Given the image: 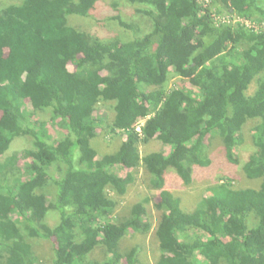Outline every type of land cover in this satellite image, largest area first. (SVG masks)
<instances>
[{
  "label": "trees",
  "instance_id": "trees-1",
  "mask_svg": "<svg viewBox=\"0 0 264 264\" xmlns=\"http://www.w3.org/2000/svg\"><path fill=\"white\" fill-rule=\"evenodd\" d=\"M99 1L20 0L0 8V264H33L34 237L52 241L50 264H146L135 247L120 245L149 233L152 199L115 213L141 168L160 212L159 257L147 264H264V31L217 24L211 11L264 24V0H125L145 25L127 22L117 0L111 15L92 16ZM71 14L131 36H95L70 25ZM172 75L193 88H167ZM101 102L114 111L105 131L124 139L99 156L94 139L105 121L94 112ZM43 111L59 120V138L50 140L44 121L33 118ZM149 114L138 133L135 124ZM248 119L255 120L256 150L242 170L259 187H235L223 176L185 210L168 171L190 186L194 166L211 165L213 137L227 161L238 163ZM19 137L30 146L6 155ZM153 138L162 150L141 155L139 143ZM50 210L59 212L54 226L45 221ZM99 247L98 260L92 252Z\"/></svg>",
  "mask_w": 264,
  "mask_h": 264
},
{
  "label": "rangeland",
  "instance_id": "rangeland-1",
  "mask_svg": "<svg viewBox=\"0 0 264 264\" xmlns=\"http://www.w3.org/2000/svg\"><path fill=\"white\" fill-rule=\"evenodd\" d=\"M20 0H0V8L9 6L13 3H18ZM114 0H101L96 4L92 16L100 17L103 14H112L111 3ZM118 4L120 3V9L122 14L127 22H136L139 25H145V18L142 16H137L135 12V5L129 4L125 0H117ZM142 16V17H141ZM69 24L77 26L78 28H84L85 31L95 34L99 37H109L110 34L113 36H118L120 39H127L131 36V31L124 30L121 27L116 25L108 26L99 24L96 25V22H93V17L88 19H83L77 17L74 14L69 16ZM84 20V21H83ZM81 24V25H80ZM83 24H85L83 26ZM243 45H240L242 48ZM69 70H74V65L72 63L68 64ZM167 88L172 87H186L193 88L192 84L187 79L180 78L178 76H170L168 82L166 83ZM256 87L255 81L250 84L247 92L252 93L253 89ZM26 108L31 109L29 101L26 100ZM113 109L109 106L108 103L101 102L97 106V109L94 113L100 114L104 117L105 124H101L97 128V136L94 139L95 146L97 147L98 155H103L106 153H112L117 150L124 136L120 134H109L105 131L107 124L113 118ZM1 114V112H0ZM150 115V114H149ZM48 111L39 112L33 115L35 119H41L45 123L46 130L48 131L50 140H55L61 136L64 130H61L59 127V120L52 119ZM146 120V118H145ZM145 121H143L144 124ZM255 123V120H247L242 127V143L236 148L235 155L238 157V163L231 164L227 161L224 153H221V142L217 137H213L208 141V153L209 157L212 159L211 165L209 167L194 166L193 178L194 181L190 186L183 185L182 181L178 178H172L175 175L172 170L168 172L169 188L177 195L182 198V207L185 210H192L194 205L199 199L205 194V189L212 186L215 183L221 181L220 178L223 176H231L233 179V185L235 187H259L260 179L251 180L247 178L242 170V164L247 160L248 156L255 152L256 146H254L251 138V130ZM135 129V128H134ZM136 130V129H135ZM207 140V139H206ZM94 142L92 145L94 146ZM30 146L29 139L27 137L15 138L11 143L8 153L9 155L12 151L21 152L24 148ZM162 144L156 139L153 138L149 143H139V150L141 155L149 151L162 150ZM165 152L168 151V147L165 148ZM3 159V156L0 160ZM26 160L20 156L18 165L21 169L24 167ZM117 173L125 175L127 169L120 167V165L115 167ZM173 174V175H172ZM170 176V177H169ZM176 176V175H175ZM167 178V179H168ZM53 189V188H51ZM50 189V190H51ZM111 195L115 193L109 191ZM157 190H152L149 188V175L144 169H140L135 173L134 183L128 187L127 192L119 198V203L115 209V213L126 214L129 211L130 203L134 200L141 199L144 196H150L152 201L149 204H146L148 208L149 220L152 222V227L149 233L146 235L140 234H130L122 240L121 248L122 250H128L132 247L137 249V256L139 260L143 263H153L159 257L158 241L155 239V228L160 217V212L154 209L153 203L154 199L152 196L156 195ZM51 196H49V200ZM16 216H13L15 218ZM45 221L50 226H54L59 222V212L55 210H50L45 218ZM30 243L32 244L33 254L35 255L36 260L33 264H50L53 257V243L52 241L44 238L34 237L31 238ZM92 255L95 259L103 258L101 248H96L93 250Z\"/></svg>",
  "mask_w": 264,
  "mask_h": 264
},
{
  "label": "built area",
  "instance_id": "built-area-1",
  "mask_svg": "<svg viewBox=\"0 0 264 264\" xmlns=\"http://www.w3.org/2000/svg\"><path fill=\"white\" fill-rule=\"evenodd\" d=\"M205 1L206 3H208L207 0ZM211 11L213 14V18L217 22V24H228L231 26H236L237 24H240L246 28H251L254 31H264V24L257 22L255 19L241 17L239 15L233 14H217L214 12V8H211ZM149 116L150 115L146 116V119L149 118ZM143 121H145V118L137 121V123L135 124V129L138 133H141V126L143 124Z\"/></svg>",
  "mask_w": 264,
  "mask_h": 264
},
{
  "label": "bare ground",
  "instance_id": "bare-ground-1",
  "mask_svg": "<svg viewBox=\"0 0 264 264\" xmlns=\"http://www.w3.org/2000/svg\"><path fill=\"white\" fill-rule=\"evenodd\" d=\"M20 246V245H19ZM22 246V245H21Z\"/></svg>",
  "mask_w": 264,
  "mask_h": 264
}]
</instances>
